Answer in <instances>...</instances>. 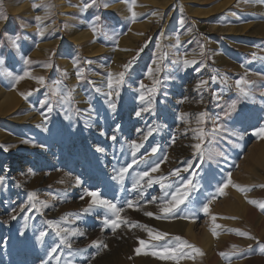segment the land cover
I'll use <instances>...</instances> for the list:
<instances>
[{"label":"rangeland","instance_id":"rangeland-1","mask_svg":"<svg viewBox=\"0 0 264 264\" xmlns=\"http://www.w3.org/2000/svg\"><path fill=\"white\" fill-rule=\"evenodd\" d=\"M64 2L0 0V73H12L11 77L0 74V89L17 99L15 106L0 103V264H264V210L248 202L264 203V188L260 187L264 185V134H256L264 126V3ZM84 3L92 6L82 10ZM151 15L156 17L131 45L129 32L133 33ZM37 16L40 21L35 19ZM76 31L80 41L74 38ZM17 35L18 48H14L10 40ZM57 37L60 39L55 42ZM42 40L48 43L43 45L45 51ZM25 59L31 63L25 64ZM185 60L195 63L185 65ZM129 62L119 97L113 96L117 110L112 112L105 102L108 74L115 77ZM47 63L52 67L45 68ZM25 72L30 77L43 76L44 85L33 90L38 83L30 77L16 82L14 77L24 76ZM77 72L82 74L81 79ZM153 78L159 80L153 107L136 117L137 110L147 107L139 96L151 88ZM241 78L252 82L253 98L240 96L235 81ZM201 80L207 83L197 88ZM141 83L144 89H140ZM53 89L66 94L67 99L53 96ZM24 91L31 93L27 99L21 96ZM233 102L237 110L250 116L242 125L224 115ZM48 105L52 106L51 112ZM200 113L205 114L202 123L197 122ZM116 125H120L118 130ZM216 125H220L219 132L213 131ZM149 126L157 131L142 141ZM199 129L205 140L203 159L192 147L199 142ZM113 135L116 141L110 139ZM132 141L143 142L135 155ZM154 146L158 152L150 155ZM97 147L104 151H96ZM134 159L137 163L123 183L112 179L116 171ZM154 162H159L160 168L151 176L165 177L163 182L172 187L161 189L159 183H154L145 186L141 195V190L133 187L134 177L150 171ZM11 165L12 170L4 172ZM189 165V171L184 172ZM177 169L179 176L170 175ZM239 169L242 174L237 173ZM189 178L195 189L165 216L159 211L161 198L171 197L164 193L182 188L180 181ZM146 179L141 183L146 185ZM86 191H97L102 199L122 209L120 216L128 223H121L113 231L104 224L105 219H115L112 212L102 207L85 212L91 199ZM153 197L157 199L149 203ZM129 200L137 206L129 208ZM205 204L207 213L203 211ZM214 204L221 206L220 212H214ZM226 207L231 210L227 212ZM47 221L76 233L67 236L71 249L60 244L56 228ZM167 221L191 222L196 234L203 226L211 225L216 236L209 228L206 240L197 244L189 234L167 229ZM133 223L152 229L153 236L164 235L152 239L144 227L129 226ZM236 230L254 239L240 236ZM41 231L46 235L38 240ZM181 241L200 249L203 255L187 247L183 249L186 255L175 260L152 255L166 247L175 249ZM220 242L225 243L220 245L222 248ZM233 245L242 253L230 255ZM53 247L57 251L49 256ZM137 248L141 249L139 254ZM216 249L229 255L212 258Z\"/></svg>","mask_w":264,"mask_h":264},{"label":"snow or ice","instance_id":"snow-or-ice-1","mask_svg":"<svg viewBox=\"0 0 264 264\" xmlns=\"http://www.w3.org/2000/svg\"><path fill=\"white\" fill-rule=\"evenodd\" d=\"M260 3H264V0H259ZM135 3V0H133V4ZM96 4V0H92V5H95ZM89 3H84L82 5V10H86L87 8H89L90 6ZM36 5H34L35 7ZM105 7H107L108 5L105 4L104 5ZM132 16L133 18H135L136 16V13L133 12L132 13ZM4 19H6V17H3ZM37 21H40L41 20V17L37 16L35 18ZM37 31H42L41 29H37ZM93 31H95V29H93ZM19 39V36L17 35L15 38H12L10 40V43H11V46L14 47V48H18V44H17V40ZM3 63V60L0 59V64ZM25 64H29L31 63L30 60L28 59H25L24 61ZM154 64H156L157 62L156 61H153ZM173 63H176V61H173ZM190 63H195V61H188V60H185L184 61V64L185 65H188ZM131 66V62L123 65V69L124 71H121L119 72L118 74H116L115 77H113V74L110 72L108 74V79H107V88H108V91L105 93L107 99H106V104H107V107L112 111V112H116L117 110V103L113 100V96L115 95L116 97H119V88H120V85L124 82V77H125V73L127 71V69H129ZM45 68H50L52 67V65L50 63H47L44 65ZM155 71H159V66H157V68L155 69ZM153 72V69H149V75L151 77V74ZM0 74H6L8 76H12V73L10 72H5V73H0ZM25 77H30V74L28 72H25L24 73V76H16L14 77V79L16 80V82H19V80L25 78ZM32 79H35L37 81L38 84H40L41 86L44 85L45 83V78L43 76H40V77H30ZM77 78L78 79H81L82 78V74L80 72H77ZM207 82L206 81H203L201 80L198 84H197V88H200L202 85L206 84ZM224 83L227 84V78H224ZM57 84H59V81H57ZM159 84V80L156 79V78H153V83H152V86L151 88L148 89L147 93H141V95L139 96V100L143 103V102H146L147 103V107H144V108H141L139 110H137L134 114L136 117H141L142 113L144 112H148L152 109L153 107V102H154V96H155V93H156V90H157V86ZM140 89H144L145 88V85L143 83L140 84ZM235 87L238 89L239 91V94L241 97H243L244 99H251L253 98L252 96V91H251V87H252V82L245 79V78H241V79H237L235 81ZM97 92H100L101 89L97 88L96 89ZM31 93H21V96L24 97L25 99H27V95H30ZM52 95L53 96H57V95H60L59 93V90L58 89H53L52 90ZM60 99L61 100H66L67 99V95H60ZM48 111L51 112L52 111V106L51 105H48ZM235 112V116L233 117L232 116V113ZM43 115V113H42ZM204 113H200L199 114V119H198V123H202L203 122V117H204ZM224 115L226 117H229V118H232L235 120L236 123H239V124H244L247 120L250 119V116L243 112V111H240V110H237L236 108V103L233 102L232 104L228 105L227 109L224 111ZM45 119H47V117H45ZM217 119H219V117H217ZM215 123V121H214ZM120 128V125H116V130H118ZM221 130L220 128V125H216L215 128L213 129L214 132H219ZM141 130L140 129H137V132H140ZM157 129L155 127H151L149 126L148 128V131L146 133L143 134L142 136V141H145L147 140L150 136H152V134L154 132H156ZM257 135H260V134H264V126H262L259 130V132L256 133ZM101 135H103V132H101ZM198 139V143L194 144L192 147L194 148L195 152L200 156L201 159L204 158V152L202 151V145L204 144L205 140H204V133H203V130L202 129H199L198 130V136L196 137ZM111 140L113 141H116L117 140V137L116 135H113L110 137ZM140 142V143H137L136 141H132L131 142V148L133 149V155H135V153L137 151H139V149L141 147H143V142ZM173 143H175V140H173ZM7 147L4 148V151H7ZM96 151L98 152H103L104 149L101 148V147H97L96 148ZM158 152V148L157 147H152L151 148V153L150 155H154ZM164 159H167V157H165ZM141 163H143V158L141 159L140 161ZM137 161L134 159L132 161V163H129L126 167H121L118 171H116V174L112 177L113 180L117 181L118 183H123L124 179H125V175L128 173L129 169L133 167L134 164H136ZM189 167H191V165L185 167L183 169L184 172H188L189 171ZM160 168V163L159 162H154V166H152L150 168V171H144V172H141L138 174V176L134 177V184H133V187L134 188H138L141 190V195H143V192H142V189L147 186V187H151L154 183H159L160 185V188L161 189H166V188H170L172 187L171 184H166L164 183L163 181L166 179L165 177H159L158 179H154L150 173H155L159 170ZM170 175L172 176H179L180 175V170L177 169V170H174L170 173ZM146 179V185L145 184H142L141 182L144 181ZM0 182H2V178H0ZM77 184L80 183L79 180L76 181ZM180 184L182 186L181 187H178L174 192H165L164 193V196L167 197V196H170L171 199H163L161 198L162 200V203L159 207V211L161 213H163L165 216L166 215H170L172 214L175 209H177L179 207V205H181L182 203H184V200L185 198L189 195V192L194 190L196 185L193 184L192 182V178H189V179H184V180H181L180 181ZM235 187H237V189L239 191H246V189H243V188H240L239 186H236L234 185ZM260 187L264 188V185H260ZM220 191H222V189H220ZM85 195H87L88 197H90V201H89V204L88 206L84 209L85 212H89L93 209V207H102L104 209H107L109 210L110 212L113 213L115 219H105L104 220V224L106 226H111L112 230L115 231L116 228H118L120 226L121 223H125L127 224L128 221L126 219H123L121 218L120 216V212L122 211V209H118L117 206L106 200V199H102L99 195V193L97 191H86L85 192ZM34 197L30 194V199H33ZM81 199H83V197H81ZM155 199H157L156 197H153V200L152 201H149V203H152L153 201H155ZM249 203L253 204V205H256L258 206L261 210H264V203H257V201L255 200H249L248 201ZM43 207H47V205H42ZM127 206L129 208H135L137 206V202H134V201H127ZM39 211V209H37ZM203 211L205 213L208 212V204H205L203 206ZM145 215L147 216H152L153 213L152 212H145L144 213ZM159 218V217H158ZM13 219H15V217H13ZM213 219L215 220V217H213ZM47 223L49 224L50 227H54L56 228V235L57 236H60L61 237V240H60V244H63L65 245L66 247H68L69 249H71L72 247V244L69 242V240L67 239V236L68 235H75L76 233L75 232H71L70 230H66V229H60L58 224H55L53 221H47ZM130 227H144L145 230L148 232L149 236L152 238V239H156V240H159L162 238V236L164 235L163 233H157L155 236H153V230L150 229V228H147V226H142V225H138V224H131L129 225ZM216 228H219L220 225H215ZM237 234L240 235V236H244V237H248L250 239H254V237H250L249 234L247 232H243V231H239V230H236ZM62 233H63V236H62ZM23 234V233H22ZM213 236L215 237L216 236V232L215 230L213 229V232H212ZM46 235L45 232L41 231L39 236L37 237V239H42L44 236ZM82 235V233H81ZM177 240H179L180 238L179 237H176ZM95 243V242H94ZM141 245H143L145 242L144 241H140ZM187 247V248H191L193 250V252L199 254V255H203V253L201 252L200 249L196 248L195 246L193 245H190L188 244L187 242L185 241H181L175 249H170V248H164L162 252H153L152 255H156V256H159L160 258L162 259H177V257H184L186 254L183 252V249ZM234 251L230 254V255H238V254H241L242 253V249H240L239 247L233 245L232 246ZM57 251V248L56 247H53L50 249L49 251V256H52L53 253H55ZM141 251L140 248H137L136 249V252L139 254ZM219 255L221 257H225L226 255H229L225 252H220ZM57 259H59L57 257Z\"/></svg>","mask_w":264,"mask_h":264},{"label":"bare ground","instance_id":"bare-ground-1","mask_svg":"<svg viewBox=\"0 0 264 264\" xmlns=\"http://www.w3.org/2000/svg\"><path fill=\"white\" fill-rule=\"evenodd\" d=\"M57 1H59L60 3H62L63 5H64V0H56V2ZM118 1V0H117ZM15 3V2H14ZM19 3V2H18ZM66 4V3H65ZM12 5H13V3H12ZM19 6H21V5H19ZM135 11H138V10H135ZM140 12V11H139ZM138 13V12H137ZM138 17V16H137ZM151 17H152V19H151ZM154 17H156V15H151V16H149L148 17V19H146L145 21H143V22H141L140 24H138V26H136V30L134 31L133 30V33H131V32H129V34H131L130 35V42L129 43H131V45L132 44H134L137 40H138V38L140 37V35H141V33L145 30L146 31V29L148 28V26L151 24V22H152V20H153V18ZM66 19V18H65ZM141 20H144L143 18L141 19ZM80 23V22H79ZM81 24V23H80ZM79 24V25H80ZM78 25V24H77ZM135 28V27H134ZM79 29V28H78ZM131 30V29H130ZM79 31V30H78ZM78 31H76V32H78ZM91 32V31H90ZM83 33V32H82ZM128 33V32H127ZM91 34V33H90ZM77 35H80L79 34V32H78V34H76V36H75V33H74V38L75 39H77V40H79L80 41V39L79 38H77ZM87 36H89V34H86ZM72 38H73V35L71 36ZM81 37H82V35H81ZM60 39V37H57V38H55L54 39V41L55 42H57L58 40ZM87 40V39H86ZM43 41V40H42ZM83 41V40H82ZM54 42V43H55ZM76 42V41H75ZM85 43V42H84ZM42 46L43 45H48V43L46 42V41H43L42 43ZM41 44H39V46L41 45ZM41 46V47H42ZM52 47V46H51ZM84 47V46H83ZM37 48H40V47H37ZM55 49V48H54ZM43 50L45 51V49H44V46H43ZM48 50V49H47ZM46 50V51H47ZM40 51V50H39ZM42 51V50H41ZM43 54V53H42ZM45 54V53H44ZM43 54V55H44ZM46 55H48V52H47V54ZM118 59H120V58H118ZM118 59H116V60H118ZM115 62V61H114ZM120 61H116L115 63L117 64V63H119ZM4 65V64H3ZM114 69V68H113ZM115 70V69H114ZM116 71V70H115ZM114 72V71H113ZM33 73V72H32ZM107 83V82H106ZM40 84H37L36 86H34V87H32V88H34L33 90H36V89H38L39 87H37V86H39ZM106 87V86H105ZM105 90H106V88H105ZM24 93H28V92H26V91H24ZM12 95H11V92H9V91H6V90H3V88L2 89H0V103H8V104H13L14 106L17 104V99H15L16 97H14V99H13V97H11ZM20 99V98H19ZM15 109V108H14ZM184 152V151H183ZM252 156V155H251ZM251 160H252V158H251ZM246 161V160H245ZM245 164V163H244ZM247 164V163H246ZM244 166V165H243ZM246 167V166H245ZM241 169H245L244 167L242 168L241 167ZM5 171L4 172H10L11 170H12V165L11 166H8L6 169H4ZM242 170H238V174L240 173V174H242V172H241ZM227 173V172H226ZM229 192V191H228ZM227 194V193H226ZM233 194V193H232ZM231 195V194H230ZM232 196V195H231ZM236 196V195H235ZM233 197V196H232ZM238 196H236V198H237ZM228 200H231V199H229V198H227ZM225 201H226V199H225ZM230 202V201H229ZM215 203V202H214ZM245 203V202H244ZM218 204V203H217ZM225 204H227V201H226V203ZM242 204V203H241ZM215 205V204H214ZM223 205H224V203H223ZM228 205V204H227ZM217 205H215L214 206V208L213 209H215L214 210V212H220V210L221 209H219V207H221V206H218V208L216 207ZM226 206V205H225ZM211 207V206H210ZM223 207V206H222ZM250 207V206H249ZM232 208V207H231ZM244 208V207H243ZM242 208V209H243ZM223 209V208H222ZM226 209H227V207H226ZM225 209V210H226ZM228 209H230V208H228ZM227 209V212L229 211ZM212 210V209H211ZM224 210V209H223ZM231 210V209H230ZM221 212H223V211H221ZM226 212V211H225ZM220 214V213H219ZM210 216V215H209ZM212 216V215H211ZM252 217V216H251ZM212 217H210V218H208V219H211ZM175 219V218H174ZM177 220V219H176ZM182 221V220H181ZM252 221V220H251ZM251 221H250V223H251ZM168 222L169 221H167V225H165V227L167 228V229H171V231L173 230H176L177 232H184V233H187V234H189L190 235V238H191V240L192 241H194V242H196L197 244H200V243H202V241L203 240H206V238H207V231L209 230V228L210 229H213V227L211 226V225H209L211 222H209V224L208 223H206L207 225H209V227L208 226H206V227H204L203 226V229H201L202 231H200L199 232V234H196V232H194V227L192 226V224L193 223H191L190 221H188V222H190V223H188V225L187 224H184V222L183 223H181V222H179V221H174V222H172V223H169L168 224ZM256 222V221H255ZM261 222V221H260ZM162 224V223H161ZM165 223H163V225H164ZM253 224V223H252ZM194 225V224H193ZM196 225V224H195ZM213 225V224H212ZM260 225V224H259ZM162 227V226H161ZM202 228V227H201ZM166 229V230H167ZM172 231V232H173ZM210 231V230H209ZM212 232H213V230H212ZM186 236H188V235H186ZM212 237V236H211ZM222 237V236H221ZM218 237H216V239H217ZM208 240V239H207ZM211 240V239H210ZM220 240H222V239H220ZM225 240H226V238H225ZM224 240V241H225ZM209 241V240H208ZM194 242H192V243H194ZM207 242V241H206ZM219 242V241H218ZM196 243H194V244H196ZM222 242H220L219 243V246L221 245L222 247H223V245L225 244H221ZM196 244V245H197ZM207 244V243H206ZM216 244V243H215ZM218 244V243H217ZM208 245V244H207ZM216 246V245H215ZM218 246V247H219ZM220 246V248H222ZM218 247H216V248H218ZM210 249V248H209ZM217 251L213 254H211V253H209V254H211V257L212 258H215L218 254H219V251L218 250H220V249H216ZM222 252V251H221ZM209 254H208V256H209ZM206 258V257H205ZM211 258V259H212ZM217 258H218V256H217Z\"/></svg>","mask_w":264,"mask_h":264}]
</instances>
